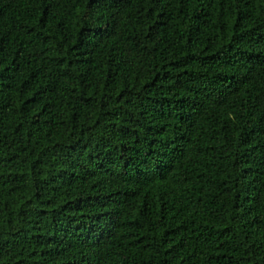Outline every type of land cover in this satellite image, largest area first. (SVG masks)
<instances>
[{
    "label": "trees",
    "instance_id": "1",
    "mask_svg": "<svg viewBox=\"0 0 264 264\" xmlns=\"http://www.w3.org/2000/svg\"><path fill=\"white\" fill-rule=\"evenodd\" d=\"M0 264H264V0H0Z\"/></svg>",
    "mask_w": 264,
    "mask_h": 264
}]
</instances>
